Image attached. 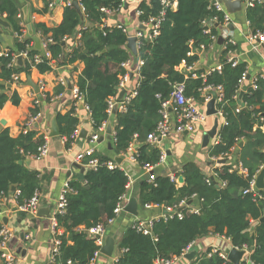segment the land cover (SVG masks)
I'll use <instances>...</instances> for the list:
<instances>
[{"label":"trees","instance_id":"obj_1","mask_svg":"<svg viewBox=\"0 0 264 264\" xmlns=\"http://www.w3.org/2000/svg\"><path fill=\"white\" fill-rule=\"evenodd\" d=\"M28 1L22 0L24 4ZM170 1L176 2V8L166 10L158 37L152 42L141 41L137 61L144 65L139 69L137 95L125 113L118 111L111 115L107 112L106 101L118 95L120 77L128 72L121 65L130 61L131 54L125 48L128 36L121 28H101L106 18L101 9L117 11L120 0H78L83 21L71 5L64 8L61 23L53 28L32 23L49 57L34 50L30 37L20 39L25 30L20 3L17 0H0V16L9 24L14 36L13 48L7 52L0 51V90L11 85L13 75L28 76L32 69L43 74L51 72L54 66L82 63L84 68L76 86L88 108L93 130L109 123L113 117L114 156L124 155L129 145L136 143L138 165L153 167L159 161L160 150L147 143L146 137L156 129L160 120V101L156 96L166 99L175 83L184 82L186 96L194 99H199V89L203 86H220L223 99L216 103V109L222 111L227 124L220 127V143L212 146L208 155L226 162L215 168L214 177L209 182L199 167L190 161L182 165V186L176 187L168 176L155 177L153 182L143 181L139 188L141 205L179 209V204L185 202L190 206L182 208L181 219L175 212L154 221L152 235L128 229L118 243V264H153L156 259L180 257L194 241L209 234L225 237L233 248H248L252 264H264V223L260 222L264 217V200L255 201L250 194H243L250 179L257 176L264 166V82L259 79L254 83L255 87L242 89L240 81L246 73V65L239 62L232 66L226 61L225 55L233 51V46L226 42L221 46L219 72L210 73L204 83L201 80H184L175 68L182 62L196 65L197 51L201 45L209 46L211 36L218 38L220 31L217 25H221L223 17L208 9L206 0ZM137 10L141 11L140 23H145L158 15L159 1H141ZM30 12L36 11L30 9ZM245 15L252 33H264L263 5L248 7ZM207 18L217 19L210 35L205 34L201 26ZM76 34L79 37L66 53V40ZM24 53L23 65L14 66L13 57ZM35 56H40L39 62L34 60ZM198 72L202 70L198 69ZM8 100L5 94H0V109ZM10 101L13 106H18L20 99L13 93ZM77 107L73 102L66 114L57 113L60 137L65 139L66 149L71 147L73 135L77 132ZM38 114L39 108L35 104L30 109V117ZM43 143L44 139L36 137L34 132H22L16 138L9 135L8 129L0 132V193L7 194L15 187L19 191L16 197L18 205L38 191L41 181L38 172L18 162L35 157ZM95 157L98 160L96 169H85L81 180L74 178L68 183L71 190L66 195L65 213L57 216L58 227L63 231L60 254L52 264H66L68 260L74 264H88L98 246L85 231L114 218L117 201L126 192L128 179L125 174L119 169L109 170L106 166L112 159L100 155ZM231 158L236 160L233 165L228 164ZM237 165L247 171L246 176L236 170ZM260 193L264 195L261 190ZM191 206H199V213L190 212ZM193 264H223V261L215 255H203Z\"/></svg>","mask_w":264,"mask_h":264},{"label":"crops","instance_id":"obj_2","mask_svg":"<svg viewBox=\"0 0 264 264\" xmlns=\"http://www.w3.org/2000/svg\"><path fill=\"white\" fill-rule=\"evenodd\" d=\"M17 1L21 6V18L25 27L20 39L31 38L27 31V25H31L32 27V23H42L49 28H53L61 23L63 10L65 8L63 4L64 0L52 8L48 7L46 0H29L27 4H24L22 0ZM141 1L142 0H125L121 8L108 16V27L121 26L126 29L127 35L129 36H134L139 31L146 32V29H143L144 26L140 23L139 16L136 13L137 6ZM23 5L26 7L25 15L23 13ZM175 8L176 5L174 9ZM30 9H34L36 12L31 13ZM245 13L246 9L243 6L240 13L232 15L233 30L230 28L231 36L229 38L233 41L232 55L238 63H245L246 65V79L242 83V89L246 86L251 87L252 82L256 78H264V47H260L259 50L255 52L252 51L247 44L245 37L250 33V29ZM0 17L4 19L3 16ZM32 32L34 36L39 38L34 32L33 27ZM220 34L221 31L219 35ZM78 37L79 35L76 34L74 37L66 40L64 49L66 53L71 49L73 41ZM13 39L14 36L11 29L1 27L0 51L7 52L9 49H12ZM224 42L218 45L216 41L212 46L209 45L204 50H198L196 67L198 66L202 72H206L207 69L210 70L220 65V57L223 50L221 46H223ZM136 61L137 59L131 56L128 67L129 81L127 87L129 89L134 88L138 82ZM83 68L84 66L82 63L58 67L54 66L51 72L43 74H40L36 69H32L28 76L21 74L17 84H11L8 88L0 90V94H5L9 98L0 109V132L8 129L9 135L12 138H16L23 132L25 123L30 118V109L33 107L35 100L38 101L39 114L34 118L28 130L34 132L36 137H41L43 139L47 138L48 153L46 157L40 160L29 157L26 159L29 163L25 165L30 170L38 172L41 178L40 187L38 189L40 202L36 213L39 209L43 208L47 209L49 216H51L55 211L56 202L64 185L68 183L70 179L76 178L81 180L83 174L74 167V164H78L75 158L79 153H82L90 147L89 137L93 134L94 130L89 114L85 108H81V103L78 104L76 111V117L79 120L77 126L78 135L73 140L71 147L66 149L64 140L60 136L55 138L49 137L52 118L57 113L62 115L66 114L73 105L74 100L71 92L72 89L76 87L78 77ZM31 85L39 87L41 99L38 94L35 93ZM13 93H16L20 99L18 106H13L10 101ZM56 108L57 112L55 113ZM213 121L214 117H210V120L207 117L206 121L197 126L194 133H172L168 139L163 140L159 145V149L165 152L166 161L164 164L153 169L152 173L154 176H179L182 165L190 161L195 163L206 177H213L215 168L218 166V164L211 165L213 160L208 155L209 149L213 146V140H210L207 148L202 147L203 136L212 128ZM113 122H115L114 118L111 117L109 122L111 126ZM81 131L86 132L85 139L79 137ZM189 135L194 139L199 135V142L197 143V141L194 140L191 145L180 147L182 143L179 141L186 139ZM109 143L111 149L108 148ZM112 149V140L109 142L105 139L103 142L97 143L96 155L107 156L112 160L118 157L122 160L120 164L121 167L132 179L131 184H129L125 192L126 201L124 208L131 199L135 198L138 201V215L133 216L125 212L123 208V212L112 224L108 225L106 237H113L115 240V247L110 257L100 253L97 257L96 264L114 263L115 259L119 256V240L128 229H131L134 222H147L167 216L164 207L151 206L146 209L140 204L139 188L140 184L147 180V173L143 171L138 164L130 162L126 155L114 156ZM235 152L236 149H234V153ZM234 160L235 158H231L228 164L233 165L236 161ZM16 197L15 189L14 191L11 190L0 199V209L4 212L2 222L12 230L13 234L7 247L16 256L18 264H50L53 240L50 218H36V213L30 215L20 212ZM34 219L35 221H33ZM80 230H83V228H80ZM213 248L227 254L232 246L225 237L209 234L198 238L191 244L188 253H195L192 259H186L185 254L184 256L177 257L172 264H193L199 257L206 255V253ZM3 260L2 250L0 249V264H4Z\"/></svg>","mask_w":264,"mask_h":264},{"label":"built area","instance_id":"obj_3","mask_svg":"<svg viewBox=\"0 0 264 264\" xmlns=\"http://www.w3.org/2000/svg\"><path fill=\"white\" fill-rule=\"evenodd\" d=\"M61 1L62 0H46L49 8L55 7L58 3H61ZM73 1L78 2V0H64L63 4L65 7L71 6ZM142 1H149V0H142ZM158 1H159V5H160V11H159L158 15L156 17H151L145 23H142V25L146 29V32L139 31L134 35V37L137 39V44H136L137 50H139V47L142 45V43H141L142 39H146V40H149L152 42L154 39H156L158 37L159 30H160L161 24L164 20L166 10L167 9H174V7L176 5L175 1H170V0H158ZM120 2H121V5H120V8H121V6L125 2V0H120ZM206 2L208 3V9L214 10L215 12L222 15L223 21H222L221 25H219V24L217 25V27H219V30L221 31V34L219 36H221L224 39L226 44H230L231 46H233V41L229 39L231 36L230 27H232V25H233V21L231 18L232 15H230L226 12L225 8L223 7V5L220 3L219 0H206ZM78 4H79V2H78ZM255 4H260V5L264 6V0H243V6L245 7V9H247L248 7H252ZM79 6H80V4H79ZM80 8H81V6H80ZM81 10H82V8H81ZM101 11L106 16V18L103 19V21H102L101 28L102 29L109 28L108 24H107V18L110 14H112L116 11H110L107 9H101ZM136 13L138 16L141 15V11L137 10ZM216 23H217L216 18H210V19L207 18V19L203 20L201 23V26L203 27V32L207 35H210L211 29L214 26V24H216ZM248 26H249V24H248ZM116 28H121L123 30V32H125L127 34L126 29H124L123 27L118 26ZM0 31H1V27H0ZM127 36L131 37L129 35H127ZM245 39H246V42L252 51L256 52L259 50L260 47H264V33L263 32L252 33L250 31V33H248L246 35ZM217 40H218L217 37L211 36V38H210L211 43L209 45L212 46L213 44L216 43ZM41 47H42L41 52L44 53L45 57H49V53L45 52V44L44 43L43 44L41 43ZM204 49H206V47L204 45H201L200 50H204ZM18 57H21L22 59H24V58H26V53L15 55L13 57V65L14 66L16 65V60ZM225 59L232 66H235L238 63V61L232 55V51L227 53ZM34 60L36 62H39L40 56H35ZM129 64H130V61H127V62L123 63L121 66L123 67V69L128 71ZM143 65H144V63L142 61H137L138 77H139V69ZM220 70H221V64L213 67L212 69H210L207 72H198V68L196 67V65H187L184 62H182L178 67L175 68V71L177 73L181 74L184 77V80H187V79L201 80L203 83L205 82L207 76L210 73H212L214 71L219 72ZM19 77H20V75H13L11 84H17L19 82ZM245 79H246V73L242 76V79L240 81L241 86H242L243 81H245ZM259 79H261L264 82L263 77H260V78L258 77L256 79H254V81L252 82V87H255L254 83ZM128 81H129V72H127V74L120 77V81H119V84L117 87L118 93L121 90L125 91V94L120 101H117L118 95L115 97H110L106 101L107 112L109 114H111V115L113 114L112 110L115 107H116L115 108L116 112L119 111L121 113H125L127 111V106L129 105L131 100L137 95V91H136L137 84L135 85L134 88L129 89L127 87ZM41 89H42V87H41ZM212 91H214L217 95L216 103L222 102L223 91H222V88L220 86L212 87V86L205 85L201 89H199V99H194L193 97L186 96V87H185L184 82L173 84L171 86V93L169 94V96L166 99L162 100L161 96L157 95L156 98L160 101V110H159L160 120L156 126V129L147 135L146 142L149 143L150 145H154V146L159 148L160 143L163 140L168 139L172 133H178V134L194 133L197 126L200 123H203L204 121H206V119H207V116L205 114L204 109L206 107V104L210 101V99L212 97L210 94ZM71 93H72L73 100L77 105L79 103L83 102V97L79 93L77 86L72 89ZM35 104L36 105L38 104L37 100H35L34 105ZM84 108H85V110L88 111V108L86 105H84ZM240 108H241V106L237 109V111ZM216 117L218 118V121L220 119V122H219V126L217 129L216 136L213 139V146L220 143L219 129H220V127L225 126L227 124L222 111L217 110ZM34 118L35 117H30L27 120V122L25 123V126L23 128L24 133L29 131L28 129L31 126L32 122L34 121ZM107 124L108 123H103L96 131L93 132V134H91V136L89 137L90 147L88 149H86L85 151H83L82 153H79L76 156V158H75L76 162L78 164L82 165L84 169H89V170L92 169L93 170V169H96V167L98 166V160L95 157L96 145H97V142L100 139V137L105 136ZM77 135H78V131L74 133L73 139H75L77 137ZM114 135H115V132L112 130V136H111L112 142L115 141ZM46 140H47V138L44 139L43 145L38 148V153L34 158L40 160V159H43L44 157H46V155L48 153V145H47ZM63 140L65 143L64 138H63ZM137 147H138V145L136 143H131L127 149V152L124 154L128 157L130 162L135 163V164H138L137 158H136ZM212 160L214 162L217 161V159H212ZM165 161H166V154H165V152L160 151L159 161L155 166H153V167H150V166L141 167L142 170L147 173V180L146 181L153 182L155 180V176L152 173L153 169L159 165L164 164ZM106 166L109 170L119 169L125 174V176L128 179V183H127V187H126V189H127L129 184H131L132 179H131V176L124 171V169L121 167V165L117 164L114 160H112V161L108 162ZM237 168H236V170H238L241 174H243L245 176L247 175V171L245 169H243L240 165H237ZM213 177H214V175H213ZM213 177H211V178H213ZM211 178L207 177L206 182H209ZM169 179H170V182L172 184H174L176 187L180 186L178 184V176H175V175L169 176ZM255 179H256V176L250 179L249 184H248V188L243 191V194L244 195L250 194L252 196L253 200H255V201L256 200H264V195L261 194L260 191H258L256 189ZM68 183H66L64 185V187L62 188L60 195L58 197V200L56 202L55 211L50 216V225H51V231H52V235H53L52 257H51L50 264L54 263L56 257L60 254V244H61V237L63 235V231L58 227L57 216L65 213V209L67 206L66 195L71 190V189H69ZM222 186H224V183L222 184ZM18 195H19V191L16 190V196H18ZM39 195L40 194L38 193V191H36L29 200L25 201L22 205H18L19 211L22 213H25V214L34 215L36 213L38 207H39V202H40L39 201V198H40ZM4 196H5V193H0V199H2ZM125 201H126V196L124 194L117 201V204H116L115 209H114V218L110 219L106 224L98 223V224L92 226L91 228H89L85 231L88 238L93 239L95 244L98 246V250L94 252L93 257L89 260L88 264H96L97 257L99 256L100 250L104 245V240L106 237V229H107L108 225L112 224L113 221L123 212ZM151 206L152 205H149V204L143 205V207L146 209L150 208ZM189 206L190 205H186L185 202H181L179 204V209L165 208V210L169 213V214H167L166 217H169L173 213L176 212L177 217L179 219H181L182 215L180 212H181L182 208L189 207ZM189 209H190V212H192L194 214L199 213V206H194V207L191 206ZM3 213L4 212L2 211V209H0V249L2 250V257L4 259L3 261H4V264H18L16 256L7 247L8 242L12 238L13 234H12V230L10 228H8L2 222ZM161 219H163V218H161ZM157 220H159V219H157ZM157 220H151V221H147V222L136 221L133 223L131 229L135 230L137 233H141V234L146 235V236L152 235L153 222L157 221ZM190 247H191V245L188 246L183 251L181 256H184L185 254H187L190 250ZM237 250L244 251V256L242 258L241 264H252V261L250 258L251 251L248 248L244 247L243 249H237ZM214 255L219 257L223 261V264H228L229 261L227 260V254L226 253H222V252H220L214 248L210 249L209 252L206 253L207 257H212ZM176 258L177 257H174L170 260H168V259H156L153 262V264H172V262ZM66 264H74V263L71 262L70 260H68L66 262ZM113 264H118V257L115 259Z\"/></svg>","mask_w":264,"mask_h":264},{"label":"water","instance_id":"obj_4","mask_svg":"<svg viewBox=\"0 0 264 264\" xmlns=\"http://www.w3.org/2000/svg\"><path fill=\"white\" fill-rule=\"evenodd\" d=\"M219 1L223 5V7L225 8L226 12L230 15H235L237 13H240L243 9V0H219ZM72 6L75 8L80 19L83 21V12H82L78 2L73 1ZM22 8H23V13L25 15L26 14V7L23 5ZM0 27L10 29L9 24L4 19H2L1 17H0ZM230 28L233 30V27H230ZM143 29H144V27H143ZM27 31H28V34H29V36H31V39L33 41L34 50L41 52L42 51L41 41L37 36L33 35L31 25H27ZM223 42H224V39L221 36H219L218 40H217L218 45H221ZM136 44H137V39L134 36L127 38L125 48L128 50V52L131 54V56L134 59H138V50H137ZM16 65L19 67H21L23 65V59L21 57L17 58ZM197 68L200 69V67H198V66H197ZM207 71H209V69H207L206 72ZM31 87H33L35 93L38 94L39 98L41 99V95H39V87L34 86V85H31ZM124 94H125V91L121 90L118 93L117 101H120L122 99V97L124 96ZM210 94L212 97H211L210 101L206 104L205 114L207 117H214V121H213L212 128L203 136V139H202V147L203 148H207L209 143H210V140L214 139V137L216 136V133H217L218 126H219V121H218V118L216 117V114H217V109H216L217 95L214 91H212ZM84 105H85V103L83 101L81 103L82 109L84 108ZM115 108L112 110L113 114L116 113ZM56 112H57V108L55 109V113ZM59 136H60V131H59V127L57 124V114H56L52 118L51 123H50L49 137L55 138V137H59ZM111 136H112V126L110 123H108L106 126L105 136H101L97 143H101L105 139L110 142ZM79 137L82 139H85L86 138V132L81 131L79 133ZM241 145H242V143L239 144V147ZM108 148L111 149L110 143L108 145ZM114 161L117 164H121V162H122V160L118 157H115ZM225 162L226 161L224 159H219L216 162L212 161L211 165H214V164L220 165V164H224ZM28 163H29L28 161H19L18 162L19 165H22V164L28 165ZM74 167L76 169L80 170L81 173H84L85 169L82 166H80V164H74ZM178 184L180 186H182L184 184V179L181 175L178 176ZM255 186H256V189L258 191L264 190V166L260 169L259 173L256 176ZM11 190L14 191L15 187H12ZM189 204H191V202ZM124 211L133 215V216H137L138 215V201H137V199H135V198L131 199L129 201L128 205L124 208ZM165 214H169V213L167 211H165ZM36 218H43V219L44 218L45 219L50 218L48 210L43 209V208L39 209L38 212L36 213ZM33 221H35V219ZM260 222L264 223V217L260 220ZM114 247H115V240L113 239V237H106L104 240V245L100 250V253L105 255V256L110 257L113 253ZM194 254L195 253H188L185 255V258L188 260L192 259ZM243 256H244V251L237 250L236 248L232 247L230 249V251L227 253V260L231 264H241Z\"/></svg>","mask_w":264,"mask_h":264},{"label":"rangeland","instance_id":"obj_5","mask_svg":"<svg viewBox=\"0 0 264 264\" xmlns=\"http://www.w3.org/2000/svg\"><path fill=\"white\" fill-rule=\"evenodd\" d=\"M208 118L210 120V117H208ZM219 122H220V119H219ZM194 140H196L198 143L199 142V135H197V138H195V139L191 135H189L186 137V139L179 141L182 143V146H180V147H187V146L191 145Z\"/></svg>","mask_w":264,"mask_h":264}]
</instances>
